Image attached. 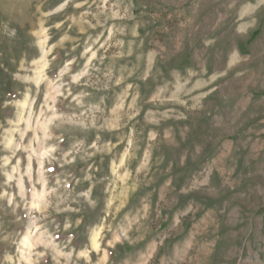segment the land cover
Returning a JSON list of instances; mask_svg holds the SVG:
<instances>
[{"label": "rangeland", "instance_id": "1", "mask_svg": "<svg viewBox=\"0 0 264 264\" xmlns=\"http://www.w3.org/2000/svg\"><path fill=\"white\" fill-rule=\"evenodd\" d=\"M0 264H264V0H0Z\"/></svg>", "mask_w": 264, "mask_h": 264}]
</instances>
